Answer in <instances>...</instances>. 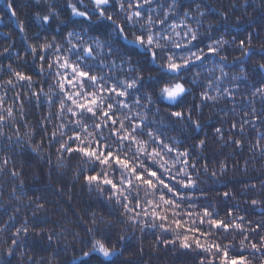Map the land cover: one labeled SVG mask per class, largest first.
Returning a JSON list of instances; mask_svg holds the SVG:
<instances>
[{
	"label": "clouds",
	"instance_id": "1",
	"mask_svg": "<svg viewBox=\"0 0 264 264\" xmlns=\"http://www.w3.org/2000/svg\"><path fill=\"white\" fill-rule=\"evenodd\" d=\"M0 9V264H177L189 255L177 218L207 234L202 257L192 241L189 264H224V251L264 264V0H0ZM93 99V113L77 107ZM126 132L136 143L119 138ZM97 142L146 179L156 170L153 186L133 178L115 195L87 181L130 175L66 150ZM204 208L229 230L201 225Z\"/></svg>",
	"mask_w": 264,
	"mask_h": 264
},
{
	"label": "snow or ice",
	"instance_id": "2",
	"mask_svg": "<svg viewBox=\"0 0 264 264\" xmlns=\"http://www.w3.org/2000/svg\"><path fill=\"white\" fill-rule=\"evenodd\" d=\"M137 7H139V5H137ZM137 16H139V12L136 13ZM151 37H149V43H151ZM210 51H214L213 49H210ZM73 71H75V66H72ZM20 79H24L23 76H20V74H17ZM78 75L82 78V79H87L91 76V74L89 72H79ZM93 80H95V77H91ZM113 92H117L116 89H112ZM117 95H124V93L122 91L117 92ZM96 103V100L93 99L91 101L86 100L84 104H78L77 107H79L80 109H84L87 107V110L89 113H93V109L89 106L90 104H94ZM75 115V113H74ZM103 115L105 117L109 116L108 112H104ZM176 115H179V113H176ZM112 123L115 124L116 120L115 117H112ZM121 127H123V124H121ZM233 127H235V125H233ZM114 135H118V133H116L115 131L113 132ZM121 140H128L130 143H136V138L133 137L130 133H125V135L120 136L119 137ZM79 139L78 135L73 136L72 140L73 143L75 144V141ZM63 147V146H62ZM137 148L140 152L144 151V148L140 145L137 144ZM70 154L74 153V152H79V153H83L86 156H90L93 158H96L99 163L107 166L109 163H112L114 167L120 168L122 167L125 170H128L130 175L126 180H121L120 183H117L115 180L107 178V173H103V174H93V175H88L85 177V179L89 182H97V183H102L103 185H105V187H107L113 194L115 195H121L123 192V189L121 187V185H123L125 188L131 189L134 187V185L132 184V179L134 178L136 181L140 182V184L142 185H148L149 187L153 186V179L152 178H156L159 176V173L156 170H151L148 173V176L150 177L149 179L145 178V175L143 173V171H141L138 167L133 166L132 161L129 159H126L120 155H118L117 153L111 152L107 149V146H105L104 151L103 152H99V142L96 143L95 148H89L86 146H80V145H75V147H68L66 149ZM153 153L155 154V150H153ZM4 163H7V160L4 161ZM15 173L13 172V175ZM190 180V178H189ZM161 183L164 185V187L169 190L172 191L171 186L167 184L166 181H164L161 178ZM185 187L188 186V182H185L184 184ZM177 195H179L178 193H176ZM124 199L127 201V196L124 195ZM161 199L163 200V202L165 204H175V201L169 200L167 199V197L162 196ZM129 203L131 201H128ZM137 207H139V200L137 199L135 201ZM151 203V201L149 202ZM125 207H127V203L125 204ZM158 207V206H157ZM134 211V209H133ZM173 215H177L176 213H172ZM231 214V213H229ZM185 215L187 216H191L192 214L189 213H185ZM153 216L155 217V219L163 221V222H167L168 221V216L167 215H162L160 213L154 212ZM197 216L199 217V223L201 225H203L205 223V218H208L207 222L209 223V225L213 228H216L217 230L223 228L225 231L229 230V225L226 224L223 220L217 219L215 218V216H212L209 218V209L204 208L202 210V214L201 213H197ZM173 224L175 225V227L177 228V230L181 229V226L183 225V231L185 233V235L181 238L180 240V244L182 248L185 249H189L192 248L193 244L192 241L195 242V245L197 248L203 250L205 249V246L202 245L200 243V239L199 237L202 235H207L206 233H203L202 230L200 228H193L190 227L187 223H185L182 219L177 218L176 220L173 221ZM237 227H239L237 225ZM167 230V229H166ZM253 247H255V244L253 245ZM212 249H215L217 251L220 250L219 245H211ZM101 251H103V248H101ZM222 259L224 264H246L244 258L242 256H238V257H234L232 259H229V253L227 251L222 252Z\"/></svg>",
	"mask_w": 264,
	"mask_h": 264
},
{
	"label": "trees",
	"instance_id": "3",
	"mask_svg": "<svg viewBox=\"0 0 264 264\" xmlns=\"http://www.w3.org/2000/svg\"><path fill=\"white\" fill-rule=\"evenodd\" d=\"M15 10V4H13L12 10L5 13L6 16H11V12ZM0 11H3V9H0ZM75 147V145H73ZM15 171V168L13 169ZM182 252L188 253L189 255L184 257H177V264H189L191 261L192 255L191 254V248L189 249H182ZM201 257H202V250H201ZM238 257V256H237Z\"/></svg>",
	"mask_w": 264,
	"mask_h": 264
}]
</instances>
